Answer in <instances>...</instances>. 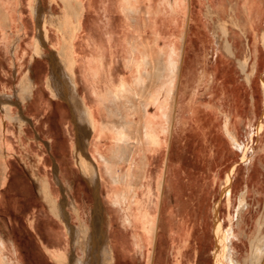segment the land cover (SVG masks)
<instances>
[{
  "label": "rangeland",
  "instance_id": "rangeland-1",
  "mask_svg": "<svg viewBox=\"0 0 264 264\" xmlns=\"http://www.w3.org/2000/svg\"><path fill=\"white\" fill-rule=\"evenodd\" d=\"M1 1V4L4 2L3 11L5 12L6 5L9 13L13 15L16 14L17 17L15 18V21L9 24V26L6 25L7 29L4 28V25H0V33L1 30L5 32L4 36L7 39L6 44L9 48V46L12 45L13 41H15L14 39H16V37L21 32L22 27L21 24H18L19 27H17L16 21H18V12L17 10L13 9V6H11L12 0ZM83 1L86 3L87 11L85 19V31L77 40V51L79 58V71L77 72V81L80 80L78 82V91L82 96L85 95L84 97L88 105L94 108L96 114L98 115V118L103 120V106L102 104H100L97 97H99V95L103 93V90L107 86L115 88L121 84L133 82L134 72L129 68L127 64V57L129 56L130 51L129 39L132 37H127V35L124 34L125 30L127 33L129 32V28H125L126 17L122 9L121 0H109L111 2H109L108 0H91V2L90 0ZM112 1L115 2L113 3ZM200 1L202 2V0ZM145 2L148 4V6H153L152 11L154 14H160L165 10L164 8L161 9V11L157 10L158 1L154 2V0H146ZM30 5L31 0H22V9L24 11V16H26L32 24L30 20ZM193 6L195 5L193 4ZM167 9V11H169V7ZM54 10L58 13L59 7L57 4H54ZM189 10L190 4L189 0H187V4L184 5L183 14L180 18V31H184L186 37L189 35V29L193 25V22H190V19L188 17ZM200 12L201 9L199 7V16H201ZM159 16L158 24H155L156 27L159 26L158 28H161L162 31H165L167 34L169 32L171 33L170 29L173 30L174 28L170 25L169 19H167L168 17L165 15H161L160 17ZM232 17L230 16V19L223 20L221 27L226 28L229 25H234L235 22L233 21ZM31 24L28 33V38H31L29 39L30 42L34 40L36 32L35 27L33 26V24ZM255 26L258 27V23H256ZM143 30L144 31L141 30L138 32L134 30L133 32H135L136 35L139 36L140 40L147 41L151 44L152 41H154V36L151 33L150 27H146ZM218 32L223 35L222 30H218ZM54 33L55 32L51 31L52 44H54L57 49H60L59 37L57 36V33ZM135 33H132L134 34V37ZM32 34L33 37H31ZM128 35H130V33ZM220 38L222 37L220 36ZM54 42H56V44L58 43L59 46ZM263 42L264 32L260 41L259 50V53L262 54L261 64L259 65V68L256 69L255 75L250 74L251 86L247 85V88H245V92L248 90V87L256 91L258 95L256 98L258 106L261 104L262 98L264 96V91H260V86L263 85L264 82ZM186 43H190V39L188 37L186 38ZM20 44H25V42H21L19 43V45ZM4 46L5 45L3 43H0V93L6 92L7 94L12 95L14 93V89H17L18 87L17 84H19V79L21 78V76L17 73L16 76L14 69H12V65L10 63L11 56L6 50L8 48ZM54 46L49 44L47 53H49V50H52ZM26 47L30 49V45H26ZM25 53V48H22L19 52L20 57L25 56ZM194 54L195 53H191L192 56L190 55V58L188 57L189 62L193 59ZM26 56H28V54ZM7 60L9 61V63ZM48 66L49 64L47 62V59H43L42 57L39 58V64L36 70L40 87L44 91V93H46L45 90H47L45 80L47 78L46 74L49 73ZM250 71L251 68L248 67L246 73H249ZM79 72H81V74H79ZM90 77L93 79H91ZM182 87L183 86H181V89L178 90L177 95L169 100V109L167 110V115L168 118H171L174 121H176L177 119L174 112L179 109L182 110V116L189 115L191 117L193 114V112L188 108V102L190 100L191 93H188L186 95V99L183 101ZM90 90H93V95H91ZM206 95L207 92H205L203 88L199 93H197V102L200 103L201 101H205V99L207 98ZM37 101V103L39 104L38 107L30 106L28 108H25V110L28 109L26 111V115L30 118H33L34 123L29 124V126L27 125L30 131L27 138H25L23 134L24 145L28 146V144L31 142L33 149L32 153L34 155L40 153L46 156V163L49 164L42 165V173H44L45 177L49 178L50 188L56 198L60 199L63 195V192L54 173L55 166H58V168L60 169L59 176L62 179V182L66 183L68 180L71 182L75 181L74 196L78 200V210H72V208H68L70 209L68 211L70 213L72 212L71 220L74 225L79 226V224L82 222L88 225L91 223L90 220L92 207L95 203V196L93 189L89 186L88 183H86L87 180H85V178L79 172L78 167L74 164V161L72 159L73 147L71 141L73 140V138H75V130L72 125L71 107L61 99H53L54 104L49 102L48 99L44 97H41V99H38ZM216 102V108L222 105V102L221 100H219V98H217ZM41 104L42 106H40ZM24 107L26 106L24 105ZM13 109L15 113L19 110L17 105H13ZM258 109L260 112V108ZM152 110L153 108L150 107V111ZM217 112L221 120H224L225 114L222 113L223 111ZM248 116L251 117L250 112L248 113ZM249 117H247V119ZM108 120H111V118L108 117ZM168 125L169 123L167 124V126ZM247 125H249V121L247 122ZM139 126L142 128V123H140ZM246 128V130L242 128L240 140L241 142H245L250 147L248 151H254L257 147H259L257 137L261 132L257 133V131H255V134L254 132L250 133L248 132V126H246ZM177 130L179 131L180 135V137L176 135L177 138H179L178 143L176 141L175 145H173L172 138L171 136H169L168 146L164 148L162 153H154L152 151H149L148 144H145L146 148L144 146V149L146 150L148 160L146 169L140 168L143 167V165L139 162L140 156L137 155L138 147L130 152L131 159L129 162L122 161L119 164L115 163L116 166L113 165L108 168L103 160L100 159V162L102 164L101 173L103 176L102 178L104 179V184H101L100 186V195L104 200H106V202H108L106 204H109V206L113 210L114 219L108 227V235L110 240H113L112 242H115L113 243L114 248L118 247L117 250H119L117 252L118 257L116 264H174L177 249L176 246L180 245L182 239L184 238H189L188 242H190L191 245L188 248L191 249L193 247L192 249L194 251L197 250V243L201 244L199 247L200 255H196V252L192 251L194 254L191 255L192 252L188 253V258L190 256H192L193 258L195 257V260L197 258H200L198 261L199 264H214L213 258L211 256V252L215 247L213 209L215 203L219 199H221L220 188L224 182L226 173L234 165H237L239 167V170H237V172L234 174L233 179L235 180L238 176H241L242 180L236 186V188H234V193L232 196V206L229 207L227 205L225 197H223L222 204L220 206V217L225 220V226H227L229 223L228 215L229 213L232 214L234 217L233 226L235 234L240 233L241 230H244V228H246L245 231L250 235L251 238H247L245 236V233H243V236H241L246 242V246L244 244H241V247H239L241 248V258L246 257L247 251L249 249V242L256 236L257 226H255V224L258 218L262 221L259 237L264 235L263 166H258L259 163H256L257 159H252L253 162L255 161L254 171H258V179L248 182L249 190L246 191L248 194L246 197V202L249 204L250 210L245 213L244 220H237V197L247 185L246 165L244 162H242L243 153L235 150L238 154H236L235 156H230L228 159L218 162L214 165V169H210L208 168L207 164H205V162L200 159L202 155L199 149L201 147L202 140L199 139V136L193 134L194 132L192 131L194 130L192 129V125L182 124L178 127ZM13 133L14 132L12 130L10 132H7V135L12 139L11 141L7 140L5 143L7 144V150L9 152L11 151L13 154L25 153L24 147ZM20 136L21 135H19V137ZM221 136L223 140L228 143V139L223 131L221 132ZM115 137L116 135L114 133V130L110 125L107 126L105 130H98L95 136L94 134L90 136V140L92 139L91 150L95 154H98V152L110 154L113 150L112 148H114L116 144ZM112 138H114V141ZM51 140H53V144L55 145V147H57H53L54 151L51 148L49 149V147L47 148V145L45 143L49 142V144H51ZM38 142L42 143V145L45 147L46 152H41V149L38 146ZM112 144L113 146H111ZM140 149L142 148L140 147ZM80 153L81 155H86L85 150L80 151ZM248 153L247 156L250 158L251 152L250 154ZM7 164L6 169L9 175L5 177L3 184L0 185V241L2 242V244H4L2 246V250L3 253H5L2 256L7 257L11 264H55V262L50 260L49 256L42 249V242L40 241V237H44L43 241L45 240L44 242L49 245V247L51 246V249H56V247H58V244L60 243V248H57V250L59 249V251L65 250L66 248H69V246L71 249V239L69 237L67 238V234L63 224L47 209L25 166L21 162H19L16 156L12 155L7 157ZM163 168L164 172L162 179L165 180V187L163 193L160 195V201H158L159 207L156 220L157 234L155 235L154 241L152 243H149V248L143 251L140 250L138 245L135 243L137 239H139L140 242L143 243V245L147 243V236L145 234V231L141 226H139L138 229L135 228L138 231L137 236L134 235V228L130 225L128 226V222L124 220L125 211L123 210V205H118L116 203L118 205L117 207V205L110 199V195L113 193L121 194V191L122 193L124 191H127L129 189L127 188L128 184L132 182L134 188L130 192L129 196L135 197L138 196L137 194H140L139 197L141 198L144 187H141V185L139 186L140 183L138 182V180L135 181V179L136 176H140L137 179H141V175H143L144 173L152 175V187L153 190L157 191L158 178L156 177V174L159 169L162 170ZM129 171L132 172V175L130 176H128ZM3 172V165H0V177L4 176ZM116 172L123 175L124 180L122 181V183L117 184L115 186L116 188H114L113 183L111 182V174L116 175ZM105 174L106 176H104ZM127 177H130V179ZM109 183L111 185H109ZM115 210L118 212L116 213ZM28 221H32L33 223H35L34 226L36 228L32 229V226L30 227ZM56 221L58 223H56ZM121 225H123L124 227ZM126 228H128V230ZM55 229L58 232L60 231L59 233L61 238L59 236L56 237L55 235H52V230ZM140 236L142 238H140ZM51 240H53L54 243ZM240 243V241L236 240L234 241L233 245L234 247H237L238 245H240ZM114 244H116V246ZM61 247H63L64 249ZM78 254L80 255V253ZM205 258L207 260H204ZM254 260L255 264H264V249L254 255ZM239 263L241 264V261H239Z\"/></svg>",
  "mask_w": 264,
  "mask_h": 264
},
{
  "label": "bare ground",
  "instance_id": "bare-ground-1",
  "mask_svg": "<svg viewBox=\"0 0 264 264\" xmlns=\"http://www.w3.org/2000/svg\"><path fill=\"white\" fill-rule=\"evenodd\" d=\"M145 1L146 0H121L122 9L126 17L125 28H129V32L127 33L125 30L124 34L127 35V37H132L129 39L130 51H129V56L127 57V64L129 68L134 72L133 74L134 79L133 82L124 83L115 88L111 86H107L103 90V93H101L99 97H97L98 101L103 106L102 108L104 112L103 120L99 119L94 108L88 105L84 97L85 95L82 96L78 91V82L80 80L77 81V72L79 71L77 40L81 36V34L85 31V19H86V11H87L86 3L83 0H31L30 20L33 26L35 27V31H36L34 40H32V42L29 41V39L31 38H28L29 36L28 33L31 23L29 19H27V17L24 16V11L22 9V0H12L11 6H13L14 7L13 9L17 10L18 12V21H16L17 27H19L18 24H21L22 28H21V32L16 37V39H14L15 41H13L12 45L9 46V48L7 47L6 44L7 39L4 36L5 32L1 30L0 43L1 44L3 43L5 45L4 47L8 48L5 49L11 56L10 63L12 65V69H14L15 74L16 73L19 74L21 78L20 79L18 78L20 80L19 84H17L18 87L17 89L16 88L14 89V93L12 95L7 94L6 92L0 93V165L1 166L3 165L4 168V172H3L4 176L2 175L3 177H0V185L3 184L5 177L9 175L6 169L7 157L11 155L16 156L19 162H21L27 169V172L31 177V179L33 180V183L40 197L44 201L47 209L63 224L67 234V238L69 237L71 239V244H70L71 249L69 246V248L59 251V249L57 250V248L60 246V243L58 244L59 246L56 247V249H51V246L49 247V245H47L44 242L45 240L43 241L44 237L43 238L40 237V241L42 242V249L49 256L50 260L55 262V264H116L117 263V257H118L117 252L119 250H117L118 247L114 248L113 243L115 242H112L113 240H110L108 235V227L114 219L113 210L109 206V204L108 205L106 204L108 202H106V200H104L100 195V186L101 184H104V179L102 178L103 176L101 173L102 164L100 162V159L103 160V162L107 165L108 168H110L111 166L115 165V163L119 164L122 161L129 162L131 159L130 152L138 147L137 155L140 156L139 162L142 163L143 165V167L140 168L146 169L148 160H147L146 150L144 149L145 144H148L149 151H152L154 153H162L164 148L168 146L169 136L174 134L172 133V129H171L172 119L168 118L167 115V110L169 109L168 108L169 100H171L176 96L178 90L181 89V86H183L182 94L184 96H186L188 91L190 90H191L190 93H192V95L195 96L199 92V88L201 84L204 81H206V78L209 77L210 75V73L208 74V71L206 70L205 67H202L201 70L199 68L198 74H197L198 71H196L193 67V69L189 71L191 77L188 72H187V77H185L187 84L184 83L185 78H183V80L181 79L182 81L179 80L180 78L178 79L179 71L182 72L183 69L184 72L185 69L183 67L181 70H178V72L176 71L177 69L182 67L180 65L183 64V66H185L184 65L185 57L186 54H188L185 51L187 50L186 34L184 31H180V24H181L180 18L181 15L183 14V7L184 5L187 4V0L186 1L154 0V2L158 1L157 10L161 11V9L163 8L165 9L164 12L160 14L162 16L163 15L167 16L170 25L173 26L174 28V29L172 28L173 30L170 29L171 33L169 32L168 34L165 31L163 32L161 28H158L159 26L156 27L155 24H158L159 21L158 16L160 14L159 13L154 14L152 11L153 6L152 7L150 5L148 6V4ZM1 2L2 1L0 0V25H4V28L7 29L6 25L9 26V24L15 21L16 20L15 18L17 17L16 14L13 15L9 13L6 5L4 12L3 11L4 2L2 4ZM59 2H61L62 4ZM112 2L114 3L115 1ZM54 4H57L59 7L58 13L54 10ZM167 6L169 7V11H167L168 10ZM214 7L215 6L213 0H202V7L200 9L201 12L204 14V16L208 18V21L212 26L214 33L217 34L218 30L219 31L222 30L223 31L222 34L225 37L230 38L234 30L230 31L228 27L226 28L221 27L223 22L222 16L219 15L218 11H216L215 10L216 8ZM231 9H232V13L230 16L231 17L233 16L232 19H234L236 15V8L231 7ZM254 17L255 18L253 22L255 24L257 17L256 16ZM234 22L235 24L232 26L236 27V29L242 30L243 28L242 25L236 19ZM200 23L202 28L204 26L205 29V30L202 29L203 37H204V35H206L207 33L208 24L207 21H205L204 19L200 21ZM146 27H150L151 33L154 36V41H152L151 44L147 41L140 40L139 36H137L136 33L133 32L134 30L137 32L141 30L144 31L143 29ZM251 27H253V23L249 21L248 28ZM51 31L57 33V36L59 37V41H60V49H57L54 46V44H52ZM129 33L130 35H128ZM132 33H135V37L134 34ZM223 35L220 34L222 38ZM31 37H33V34ZM200 39L201 42L205 41V38H200ZM255 39L258 43H260L258 34H256ZM219 41L220 40L216 41V44L220 45L221 43H219ZM225 41H227V39H225ZM21 42H25V44L19 45V43ZM54 43L56 44V42ZM49 44L53 45L54 48L52 50H49L50 52L47 53ZM26 45L27 46L30 45V49H28ZM228 46L229 45L227 44V42L225 43V47L222 45V51L224 48ZM263 46H264V42H263ZM22 48H25L26 53L25 56L20 57L19 52ZM27 54L28 56H26ZM206 55H207L206 51L203 52V55L199 54V59L197 56L194 63L198 64L200 63V61L202 62L203 60L201 56L204 57ZM41 57L43 59H47V62L49 64L48 66L49 73L46 74L47 78L45 80L46 81L45 84L47 88V90H45L46 93H44V91L40 87L39 78L36 70L39 64V58ZM189 69H191V67ZM79 74H81V72H79ZM191 85L193 86L191 87ZM176 88H177V92H176ZM92 91H91V95H93ZM239 92L241 91L239 90ZM234 94L239 95L237 90L235 91ZM41 97L47 98L48 101L51 103H53V99H61L71 107L72 125L75 130V136H74L75 138H73V140L71 141L73 147L72 149L73 161L74 164L78 167L79 172L82 174L85 180H87L86 183H88L89 186L93 189L95 196V203L92 207V214L90 220L91 223L88 225H86L84 222L80 223L79 226L74 225L71 220L72 212L70 213L68 211L70 210L68 208H72V210L73 209L78 210L77 209L78 200L74 196L75 181L71 182L68 180L66 183L62 182V179L59 176L60 169L58 168V166H55L54 173L63 192V195L61 196L60 199L56 198L50 188L49 178L45 177L44 173H42V165L47 164L46 156L40 153L34 155L32 153L33 149L31 142L28 144V146L24 145V137L27 138L30 131L27 125L29 126V124L34 123V119L26 115V111L28 109L25 110V108H28L30 106L38 107L39 104L37 103L38 102L37 100L41 99ZM225 99L223 101L221 100L223 104L225 102ZM213 103H214L213 107L209 111L211 112V115L208 117L209 121L215 118L213 115L214 113L217 114L215 110L216 109L215 103L217 102L214 101ZM225 103L227 104V106L222 104L225 110H227L225 112L228 114L230 111V113L235 112L233 114H236L237 106L234 105L232 106V108H229L230 106L229 103L227 101ZM13 105H17L19 109L16 113L14 112ZM24 105L26 107H24ZM40 106H42V104ZM150 107L153 108L152 111H150ZM108 117H110L111 120H108ZM225 118H228L227 115H225ZM140 123H142L143 125L142 128L139 126ZM168 123L169 125L167 126ZM225 123L228 126L229 123H227V120H225ZM232 123H234L233 127H236L235 125L236 120L232 121L231 124ZM215 124H216V128H218L221 132L220 122L218 121L217 118H215L213 125ZM109 125L112 127L116 135L115 137L116 144L114 148H112L113 150L110 154H104L98 151H97L98 154L97 153L95 154L91 150L92 139L90 140V136L93 134L95 136L98 130L100 129L105 130V128ZM233 127H231L230 125L228 129L231 131L230 136L232 137V139L234 141L236 140L237 142V140H239V133L235 131L236 129ZM11 130L14 132L13 134L15 135V137H17L18 141L24 147L25 153L13 154L11 151L9 152L7 150L5 143L7 140L9 141L12 140L7 135V132H10ZM19 135L21 136L19 137ZM217 137L218 136L215 134V139H217ZM112 139L114 141V138ZM45 143L47 145V148L49 147V149L51 148L54 151L53 147H55V145L53 144V140H51L50 142L51 144H49V142H45ZM38 146L40 147L41 152H46L45 147L42 145V143L38 142ZM111 146H113V144ZM140 147L143 150L140 149ZM84 150L86 151V155H81L80 151H84ZM164 168L162 170L159 169L156 174V177L158 178L157 191L153 190L152 187L153 186V182L151 180L152 175L144 173L143 175H141L142 176L141 179H137L140 177L139 175H138L139 177L136 176V179L134 178L135 181L138 180V182L140 183L139 186L141 185V187H144V190L142 189L143 191L141 198L139 197L140 194H137L138 196L135 197L129 196L130 192L134 188L132 182L128 184L127 188L129 189L127 191H124L123 193L121 191V194L113 193L110 195V199L112 200L113 203L115 204L117 203L118 205L119 204L123 205L122 207L123 210L125 211L124 220L128 222V226L130 225L131 227L134 228L133 229L134 232L132 231L134 235L137 236L138 231L136 229H138L139 226H141L142 229L145 231V234L147 236V243L143 245V243H141L139 239H137L135 243L138 245L139 249L143 251L149 248L148 247L149 243H152L154 241L155 235L157 234L156 220H157L158 207H159L158 201H160L159 200L160 195L163 193L165 187L164 186L165 180L162 179ZM131 173L132 172L129 171L128 176L132 175ZM111 175H112L111 182L113 183L114 188H116L115 186L119 183H122L124 177L118 172H116V175L114 174ZM104 176H106V174ZM127 178L130 179V177ZM109 185L111 184L109 183ZM239 209H238V217H239L238 219L244 220L245 213H247V211L250 210V206L246 202L245 195L243 198H240ZM117 212L118 211H116V213ZM56 223L58 222L56 221ZM28 224L30 225V227L32 226V229L36 228L34 226L35 223H33L32 221H28ZM255 226H257V232L255 237H257L258 239L254 237L253 239L250 240L247 255L246 257L243 258H241L242 255L241 248L239 247H241V244H244L246 246V242L244 241V238H242L241 236H243V233H245V236L247 238H251V237L245 231L246 228H244V230H241V232L238 233L237 241H240L241 243L236 247V250L233 251L234 252L233 259L237 258L239 261H241V264H255L254 255L264 249V235L259 237L262 226L261 219L258 218L256 220ZM126 229L128 230V228ZM52 232H53L52 235H55L56 237L57 236L60 237V233H59L60 231L58 232L55 229L52 230ZM140 238L142 237L140 236ZM188 241L189 239L184 238L182 239L181 244L176 246L177 249H176V257L174 264H199L198 261L200 258H197L195 260L194 257V261H192L190 259V257L192 256L189 255L190 257L188 258L187 254L193 251L196 252L195 253L196 255L197 254L200 255L199 247L201 244L197 243V247H196L197 250L195 249L196 251H194L192 249L193 247L191 249L188 248L191 245V243ZM231 242H234V240H232ZM3 245L4 244H2V242L0 241V264H11L7 257L2 256L5 254L3 253L2 250ZM114 245L116 246V244ZM193 252L192 254H194ZM78 253H80V255ZM206 258L204 260L208 259ZM214 264H220V262L217 263L215 262Z\"/></svg>",
  "mask_w": 264,
  "mask_h": 264
},
{
  "label": "crops",
  "instance_id": "crops-1",
  "mask_svg": "<svg viewBox=\"0 0 264 264\" xmlns=\"http://www.w3.org/2000/svg\"><path fill=\"white\" fill-rule=\"evenodd\" d=\"M213 3L215 6L214 8H216L215 10L218 11L219 15L222 16L223 20L230 19L229 17L232 13L231 7L236 8V15L233 20L235 21L236 19L242 25L244 29L242 28V30H239V29H236V27L229 25L228 28L230 29V31L234 30L230 38L225 37L224 35H223V38H219L220 33L217 32L216 34L213 32V28L210 25L208 18H206L202 12H200L202 13L201 16L198 15L199 7L201 8L202 2L200 0H194V1L189 0L190 10H189L188 17L190 19V22L191 21L193 22V25L189 29V35L187 36L190 39V43L189 44L186 43L187 50L185 51L188 54H186V57H185V62H184L185 66H183V64L180 65L182 67L177 69L176 72H178V70H181L183 67L185 69L184 72H183V69H182V72L179 71V74H180V75L178 74V79L180 78L179 80L181 79L183 80V78L187 77V72L189 73V71L192 70L193 67L196 71H198L197 74L199 73V68L201 70L202 67H205L206 70L208 71V74L210 73V75L209 77L206 78V81H204L199 88V92L203 88L205 92H207V95H206L207 98L205 99V101H201L200 103H198L197 94L193 96L191 93L190 95V100L188 102V108L193 112L192 116L191 117L189 115L182 116V110H177L176 112H174V114H176L177 119L176 121L172 119L171 129H172V133L174 134L171 135V138L173 141V145H175L176 141L178 143L179 138H177L176 136L178 135V137H180L179 131L177 130L178 127L181 126L182 124H188V125L191 124L192 129L194 130L192 131L194 132L193 134L199 136V139L202 140L201 147L199 149L202 155L200 159L203 160L205 164H207L208 168L210 169H214V165L217 164L218 162L222 160H226L230 156H235L236 154H238L235 150L243 153L242 162H244L246 165L247 185L239 193V196H238L239 198L237 197L238 204H237V209H236V216H238L240 198H243L244 195L245 197H247L248 195L246 192V190H248L249 188L248 182L258 179V171H254L255 161L253 162V160L257 159L256 163L257 164L259 163L258 166L261 165L264 168V123H263V120H264V99L263 98L264 96L262 98L261 104L258 106L257 100H256L258 95L256 91L248 87V90L245 92V88H247V85L251 86L250 74L255 75L256 69H258L259 65L261 64L262 54L259 53L260 43H258L255 38H256V33H258L259 41H261V38L264 32V0H213ZM193 4L195 6H193ZM254 16L257 17L256 23H258V27L254 26L256 24V23L254 24L253 22L255 18ZM203 19L207 21V24H208L207 33L206 35H204V37H203V30L205 29H204V26L202 28L201 23H200V21H202ZM249 21L253 23V27L251 28H248ZM200 38H205V41L201 42ZM225 39H227V41H225ZM218 40H220L219 43H221L220 44L221 46L216 44V41ZM226 42L229 46L224 48L222 51V45L225 47ZM205 51L207 53L206 55L207 57L201 56L203 61L202 62L200 61V63L198 64L194 63L196 57L198 56V59H199V54L203 55V52ZM191 53H195V54L193 56V59L189 62L188 57L190 58ZM190 67L191 69H189ZM248 67L251 68V71L249 73L248 72L246 73V70ZM189 75L191 77L190 73ZM184 83L187 84L186 78H185ZM192 86L193 85H191V87ZM236 90L239 93V95L234 94ZM239 90L241 92H239ZM190 91H188V93H190ZM260 91H264V82H263V85L260 86ZM176 92H177V88H176ZM183 97H184L183 99L184 101L186 99V96L183 95ZM217 98H219V100H222V101L226 98L225 102L227 101L229 103L230 105L229 108H232V106L234 105L237 106L236 114H233L235 112L230 113L229 111L228 114L230 115H228L225 112L227 110H225V108L223 107V105L227 106L225 102L224 104L222 103L223 105L215 109L217 114H218L217 111L219 112L223 111L222 113L227 115L228 118H225L224 120H221V118L214 112H213L214 114L212 113L214 117L217 118L218 121L220 122L221 132L222 131L224 132L225 136L228 139V143L223 140L220 130L216 128V124L213 125L215 118L211 119L210 121L208 120V117L211 115V112L209 111L213 107V104H214L213 102L217 101ZM258 108H260V112ZM249 112L251 113V117L248 116ZM247 117L249 118L247 119ZM225 120H227V123H229L228 126L226 125ZM234 120H236V123H235L236 127H233L234 123L231 124V122ZM247 120L249 121V125H247V122H248ZM230 125L231 127L236 129L235 131L239 133V140H237V142L236 140L234 141L232 137L230 136L231 131L228 129ZM246 126H248V129H249L248 132L250 133L254 132L255 134V131H257V133L261 132L259 136L257 137L258 138L257 142L259 143V147H257L254 151L253 150L248 151L250 147L245 142H241L240 140V136L242 134V128L246 130L247 129ZM215 134L218 136L217 139H215ZM250 152H251V157L249 158L247 156V153L250 154ZM237 170H239V167L237 165H234L226 173L224 182L220 188L221 199H219L215 203L214 209H213L215 248L211 252L212 254L211 256L213 257L214 263L220 262V264H240L237 258L233 259V256H234L233 251L236 250V247H234L233 245L234 242H231V241L237 240V236H238V234L236 235L235 232L233 231L234 230V226H233L234 217L232 214L229 213L228 215L229 223L227 226H225V220H223L220 217V206L222 204L223 197H225L227 201V205L229 207L232 206V196L234 193V188H236V186L242 180L241 176L240 177L238 176L235 180L233 179L234 174L237 172ZM164 185H165V182H164ZM238 218L237 220H239ZM233 236L235 239L233 238ZM190 259L194 261L193 257H190Z\"/></svg>",
  "mask_w": 264,
  "mask_h": 264
}]
</instances>
